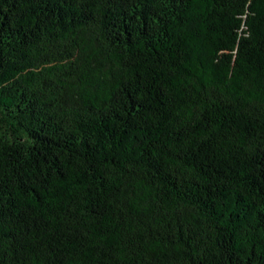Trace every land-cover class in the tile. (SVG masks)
Instances as JSON below:
<instances>
[{
    "label": "trees",
    "instance_id": "trees-1",
    "mask_svg": "<svg viewBox=\"0 0 264 264\" xmlns=\"http://www.w3.org/2000/svg\"><path fill=\"white\" fill-rule=\"evenodd\" d=\"M0 264H264V0H0Z\"/></svg>",
    "mask_w": 264,
    "mask_h": 264
}]
</instances>
